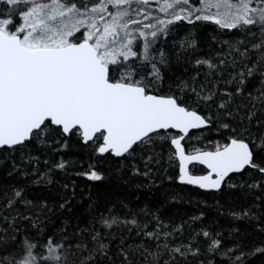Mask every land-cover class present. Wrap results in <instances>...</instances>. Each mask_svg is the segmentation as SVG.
Masks as SVG:
<instances>
[{
    "label": "snow or ice",
    "instance_id": "6c2138e0",
    "mask_svg": "<svg viewBox=\"0 0 264 264\" xmlns=\"http://www.w3.org/2000/svg\"><path fill=\"white\" fill-rule=\"evenodd\" d=\"M0 264H264V0H0Z\"/></svg>",
    "mask_w": 264,
    "mask_h": 264
}]
</instances>
